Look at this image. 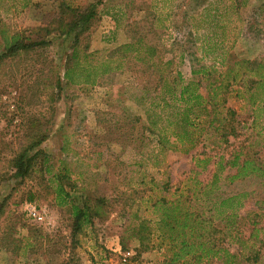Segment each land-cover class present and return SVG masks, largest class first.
<instances>
[{"label": "rangeland", "instance_id": "rangeland-1", "mask_svg": "<svg viewBox=\"0 0 264 264\" xmlns=\"http://www.w3.org/2000/svg\"><path fill=\"white\" fill-rule=\"evenodd\" d=\"M61 1L0 0V55L5 39L14 33L49 43L0 63V172L6 174L0 181V264H24L18 249L27 237L33 244L28 257L39 264H157L168 248L150 221L154 214L144 211L141 198L168 195L162 188L166 183L170 193L176 188L193 189L195 178L208 183L214 162L196 167L193 156L203 150L215 154L217 147L213 137L207 138L205 148L199 145L188 154L175 143L174 148L159 145L155 135L147 132L142 136L139 124L132 130L131 118L141 117L146 123L145 107L159 101L163 79L175 85L180 76L184 82L199 80L201 76L194 75L193 69L213 63L221 69L224 59L226 63L263 59L264 0H68L85 12L90 4L98 3L97 15L78 45L77 61L88 69L95 65L101 69L113 49L139 39L156 50L149 58L144 49V61L131 54L122 61L114 56L111 64L120 68L102 74L93 85H72L62 78L74 48L75 31L65 34L58 28ZM70 19L68 16L61 25ZM205 85L206 81L202 91ZM228 105L242 116L249 109L234 93ZM263 122L264 115L258 128ZM42 133L47 138L39 148L50 155L54 170L58 160L68 155L73 174L64 186L72 201L100 203L104 211L75 235L71 206L58 205L40 160L24 180L11 176L14 170L9 160ZM129 134L139 141L126 144ZM238 139H232L234 149L243 143L245 151L264 160V132L249 131ZM239 193H247L238 211L241 217L235 227L239 230L219 236L239 255L234 263L245 264L249 247H244V241L254 223L264 228V179L224 180L214 195ZM30 207L43 219L30 214ZM137 210L142 220H149L144 231L147 250L135 238H128L130 226L140 221L133 217ZM123 236L130 251L122 250ZM139 249L140 255L126 263L125 257L137 255ZM187 264L224 263L210 259Z\"/></svg>", "mask_w": 264, "mask_h": 264}, {"label": "trees", "instance_id": "trees-1", "mask_svg": "<svg viewBox=\"0 0 264 264\" xmlns=\"http://www.w3.org/2000/svg\"><path fill=\"white\" fill-rule=\"evenodd\" d=\"M97 4H90L86 12L82 10V6L72 4L68 0H62L59 5L61 24L66 22L68 16L71 17L68 23L60 24L58 27L60 32L69 34L75 31L74 48L62 76L72 85H93L98 82L102 74L118 70L120 65L113 67L111 64L114 56L122 61L131 54L137 61H144L145 57L142 55L144 49L149 58L156 54L153 46L149 47L139 39L113 49L101 64V69L96 65L94 69H88V66L79 63L77 60L80 56L78 51L80 36L89 29L91 20L97 15ZM48 44V41H33L20 33L11 34L5 39L0 63L7 57ZM83 55L88 56L86 53ZM221 66L220 69L216 67V63H213L210 67L193 69L194 75L201 76L199 80L184 82L180 76L178 83L171 85L165 83L163 79L161 83H164L159 90L160 93L158 92L159 101L154 100L149 103L148 109L145 107L146 123L141 117L131 118L132 130L139 124L142 136L145 137L147 132L155 135L159 145L171 144L170 146L174 148L175 143L180 145L183 153L188 154L199 145L205 148L207 138L213 137V143L217 147L215 154L203 150L193 156L196 167L205 168L207 164L214 162L215 170L208 183L203 184L194 177L193 189L192 187L176 188L173 193H170L169 184L166 183L162 188L165 192H169L168 195L141 198V203L145 206L144 211H151L154 214L150 221L155 224L162 244L168 248V254L157 264L201 263L210 259H222L224 264H235L234 259L239 255L230 251L224 242L225 237L219 235L225 231L233 233L235 229L239 230L235 227L241 217L238 211L244 206L241 198H246L247 193L225 197L214 194L218 184L224 180L233 183L249 177L264 179V160L261 161L255 154L245 151L243 143L234 149V141H232V139L238 141L240 136L249 131H256L257 134L264 132V122L259 128L257 126L264 115V58L259 61L240 59L229 63L224 59ZM60 79L58 77L56 83L58 93L61 91ZM205 81L206 85L202 91ZM232 93L236 99L248 104L249 109L245 116L228 105ZM129 135L131 138L126 144H136L139 141L132 138V134ZM46 138L47 135L42 133L13 155L9 160L14 170L11 176L24 180L32 174L36 162L40 160L42 171L49 175L48 182L54 186L58 205L71 206L75 235L85 226L92 225L95 217L104 211L100 203L92 205L88 201L82 204L72 201L64 186L66 181L71 180L73 174L67 160L68 155L58 160L59 165L54 170L50 155L39 148ZM230 147L234 150L226 154L225 150ZM5 175L0 172V181ZM138 210L133 213V217L140 221L138 225L130 226L131 236L128 238H135L139 246L147 250V234L144 231L148 228L146 222L149 220H142ZM253 226L250 235L244 241V247H249V253L243 262L259 264L264 259V228L258 227L256 223ZM240 237L245 238L243 234H240ZM126 239L125 236L121 239L122 250L130 251ZM24 241L25 243L18 249L20 258L24 259V264H39L36 259L32 260L28 257V250L33 247L30 243L31 237L25 238ZM141 252L142 250L139 249L137 255L125 257L126 263L130 259L134 261Z\"/></svg>", "mask_w": 264, "mask_h": 264}, {"label": "built area", "instance_id": "built-area-1", "mask_svg": "<svg viewBox=\"0 0 264 264\" xmlns=\"http://www.w3.org/2000/svg\"><path fill=\"white\" fill-rule=\"evenodd\" d=\"M28 210H29L30 214L37 216V218H38L39 220H42V219H43L42 216H40V215H36V214H38V212L35 210L34 207H30Z\"/></svg>", "mask_w": 264, "mask_h": 264}]
</instances>
